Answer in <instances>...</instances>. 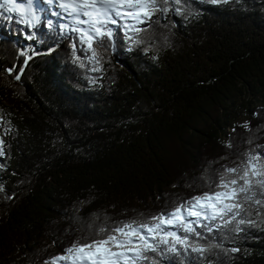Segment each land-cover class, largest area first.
Listing matches in <instances>:
<instances>
[{"label": "trees", "instance_id": "1", "mask_svg": "<svg viewBox=\"0 0 264 264\" xmlns=\"http://www.w3.org/2000/svg\"><path fill=\"white\" fill-rule=\"evenodd\" d=\"M156 3L166 11L91 47L0 11V264H45L101 227L152 223L264 157V0ZM252 179L239 215L194 224L199 237L177 229L188 241L171 251L160 234L140 264H264Z\"/></svg>", "mask_w": 264, "mask_h": 264}, {"label": "snow or ice", "instance_id": "2", "mask_svg": "<svg viewBox=\"0 0 264 264\" xmlns=\"http://www.w3.org/2000/svg\"><path fill=\"white\" fill-rule=\"evenodd\" d=\"M163 2L167 3L168 0H163ZM173 2L180 3L181 0H173ZM211 2L217 3L219 0H211ZM224 2H228V0H224ZM26 3L30 9L34 0H26ZM4 5H10L6 8L9 13L13 11L24 12V8L17 0H3L0 7ZM62 7L65 12L71 10L70 14H75L78 24L91 21L89 29H74L80 32L81 40L86 35L89 40L98 36L101 38V42L104 37H107L108 40L113 39V29L109 28L108 25H118L119 18L131 16L137 22H143L145 17L150 18L151 12L166 11V9L158 8L156 0H68ZM140 13H143V16H140ZM81 16L88 17V20L80 19ZM124 26L128 27V25ZM92 28H95L94 34ZM15 78L19 80L20 75H16ZM2 145L3 140H0V146ZM2 155L4 152L0 147V156ZM225 171L230 174L238 173L236 168H227ZM252 178H257L255 183L264 189V157L260 154L248 157L242 174L231 179L221 175L217 187L223 189L222 191L206 192L192 197L190 200L177 205L170 212L153 216L151 218L152 223L129 221L122 222L119 226L111 229L101 227L99 233H108L103 238L86 243L77 241L65 249L63 255L53 258L51 262L46 261L45 264H57L58 261H67L69 264H140L141 261L149 259L144 253L157 250V245L152 244L150 240H155L160 234L163 235L160 236L159 243L168 244L166 237H171L174 243L168 250H175V243L186 245L188 237L181 238L175 231H165V225L182 228L184 232L194 233L197 237L201 236V233L196 232L192 224L199 225L201 219L211 221L218 217L223 218L229 213H232L233 216L239 215V211L236 210L242 208L238 202L240 198L243 196L245 200L252 199L250 195L253 188ZM261 195H264V192ZM255 202L257 204L264 203L259 199ZM185 213L187 216H195L197 219L195 221L187 220ZM245 222L244 219L239 221L240 224ZM203 227L208 228V225H203ZM211 230L208 228V231ZM145 232L149 235L146 236ZM192 250L202 252L204 249L193 247ZM233 251H237V249H233Z\"/></svg>", "mask_w": 264, "mask_h": 264}, {"label": "rangeland", "instance_id": "3", "mask_svg": "<svg viewBox=\"0 0 264 264\" xmlns=\"http://www.w3.org/2000/svg\"><path fill=\"white\" fill-rule=\"evenodd\" d=\"M33 46V45H32ZM57 48H58V46H57ZM50 53V52H49ZM242 125L244 126V127H247V122H245V121H243L242 122ZM16 167V166H15ZM158 202H161V200H157L155 203H156V207H159V205H160V203L158 204ZM21 262V261H20Z\"/></svg>", "mask_w": 264, "mask_h": 264}]
</instances>
